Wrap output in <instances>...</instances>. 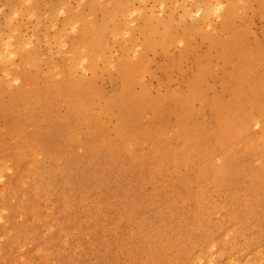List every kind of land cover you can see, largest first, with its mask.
I'll return each instance as SVG.
<instances>
[{"label": "rangeland", "instance_id": "374dc122", "mask_svg": "<svg viewBox=\"0 0 264 264\" xmlns=\"http://www.w3.org/2000/svg\"><path fill=\"white\" fill-rule=\"evenodd\" d=\"M60 1L0 0V45H3L2 50H0V54H2L0 55V67L3 63L6 48H8L9 52L15 49L14 43L8 41L9 33L6 31V20L11 16V3L16 4L15 10L18 13L17 15L12 11L15 15L14 17L12 16V26L14 28L18 26L16 28L18 34L21 35L20 37L26 43L28 42L29 52L32 53L34 50H38L43 57H46V55L51 57L50 66L46 62L43 63L44 66L41 67L42 73L46 74L52 70H64L67 67V60H65L59 48L58 41H56V37L63 26L62 22L65 19V14L61 11L63 8L60 7L62 4L67 3L66 7L69 8L70 5L72 10L70 8L69 10L76 12L79 11L81 2L84 3L87 1L88 4L90 0ZM104 1L102 0L104 5H109V0ZM116 1L118 3H124L126 0ZM57 2L59 4H56ZM36 4L37 6H35ZM53 4L55 7L52 6ZM129 4L128 8L131 19L133 20H129V22L135 31H132L131 38L133 39L131 43L126 42L123 36L117 39L116 44L109 53V55L111 54L109 56L111 62L114 65L125 55L123 49L126 46L132 51L140 52L143 50L145 44L144 35L146 32L145 26H143V19L146 17L156 25L163 22L171 28L168 32L171 40L168 45L166 42L168 47L165 50H161L158 47L159 49L155 48L153 49L154 51L151 50L145 53L144 62L147 71L142 74L141 82L133 86L132 93L135 92L133 95L139 96L143 90H146L148 97L145 102H148L150 99L158 97L157 94L160 93L167 97L184 91L187 93L189 90L194 93L197 89L194 87L192 89L190 88L193 85V81L197 79L200 72L208 70L206 76H204L205 78H202L204 81L201 80L199 82L198 89L203 91L201 92L207 98L206 100H210L209 102L216 98L221 102L226 101V104L227 102L236 103L234 104L236 105L234 111L240 115L242 125L245 127L240 137L242 140L250 137L249 140H253L252 142L255 144L254 150L250 152L248 157L247 167L250 170L262 167V170H264V110L259 105L254 107L249 104L250 89L257 88L256 91L264 95V84L261 87L257 86V81L264 79V60L253 54L252 56L255 57H252V59H257L258 61L256 60L252 64L246 61L248 64L246 65L245 63V66L248 70L247 68H236L243 64L241 57L245 56H242L237 51L233 53L227 51V44H229L228 42L236 30L247 33L244 46L249 50H254L253 53L256 47L254 45L264 43V17L262 16L264 14V0H132ZM56 5L59 6L57 7ZM231 6L241 9L235 12L229 19V17L227 18L225 16V13ZM111 7L112 5L109 6V8ZM53 8H57L58 11L51 18L50 12ZM87 8L85 4L82 11L88 15L89 9ZM33 9L35 12L38 11L36 16L29 15ZM226 19H229L231 22L225 24ZM93 20H96L95 22H101L102 14L99 11H95ZM197 23L200 24V30L195 34H191L186 42H181L180 38L183 37L185 30ZM157 27L159 31H163L161 24H158ZM48 42L51 43L49 44ZM42 43H44V46ZM30 49L33 50L30 51ZM9 59L11 62V65L8 67L9 70L0 69V81L2 82L7 80L8 72H12L17 68L19 70V66L21 65V60L18 56L11 54ZM102 64H99V70L96 73L95 86L101 91H104V96L106 94L108 96L117 89L116 86H119V83L114 82V76L106 71L104 64ZM237 69H242L246 72L243 76L244 78H242V82L244 83L245 81V89L241 95L235 97L236 92L232 90L235 89V85L228 83L227 80H229L230 75L231 78H238ZM79 73L87 76L86 78L91 77L88 71L80 70ZM79 73L77 74L78 76ZM12 84L15 87L24 86L23 80L13 82ZM252 92L254 93L255 90H252ZM247 93H249L248 96ZM149 97L150 99H148ZM233 99H236V102ZM8 100L6 97L5 101ZM198 100L196 99L197 102H192V104L194 103L192 108L196 113L194 123L196 126L205 127L204 139L202 143L198 144L200 147H207L200 151L190 147L186 151L185 149L182 150L181 154H186L191 158L192 166L187 167L184 164L178 163L175 156L181 146L174 132V128L177 125V118H179L176 114V112L179 114V110L175 109V105L172 103L169 104V108H172L170 109V114L166 115L169 118L164 116L161 120H157V122L152 111L149 112L148 110L150 109H146L138 117L137 122L141 125L139 127L144 129L151 125V128H162L161 124L164 122L166 124V142L163 140L160 143L157 139L147 140L139 147L138 155L121 158L115 168L116 170L122 171V178L120 179L119 189L117 190L118 195H113L111 200L107 198L108 204H104L98 210H95V207L97 205L96 197L99 195L100 190L93 191L90 197L86 193L84 194V191H78V189L72 191L70 188H65L60 194L57 191H45L40 180L37 177V179H33L32 172L25 170V166L19 164L18 160H16L17 138L7 133L5 130V122L0 121V142L4 140L3 142L6 144L7 141V146H11H8V149L2 154V157L5 155L6 158L4 157L5 169L0 176V227L5 225L9 217L13 216V234L20 232V229L23 230L26 224L28 225L33 222L32 227L37 228L39 236V240H36L38 245L35 248H30L29 242L23 243L21 248L25 247L24 249L20 248L18 254L14 257V264H24L25 262L26 264H188L189 260L193 259L192 252L184 251L181 247H173L169 249L166 257H152V253H150L151 249L147 247L144 239H137L135 232H132L135 230V225H132L133 220L128 216L135 211L132 209H136V207L129 200L126 202L127 197H129L128 194L134 189L139 191L143 196H152L154 191L152 187L153 183L156 189L158 187L159 190L157 189V191L163 203L157 210H152L148 206L143 208V218L148 220V223L151 225L160 224L164 218H169L176 227V230L171 233L173 236L176 237L189 233L192 230V220L197 216V206L201 201L198 202V200L203 199L208 207L203 210V212L205 211L203 215L206 216L208 214L205 218L213 222L215 226L214 232L205 236L207 241L205 240V243L203 241L199 242L201 244V250L204 252L203 255L209 257L212 264H242V260L253 251V246L257 247L260 245L256 253L262 257L261 263L264 262V174L257 175L258 178L253 174V177L252 175H248L246 176L247 178L251 176V179L248 181L243 176L236 182L235 176L232 174L236 166L234 160H220L216 157L217 159L215 158V161H213V157L210 159L207 156L208 154L212 156L217 155L223 149L219 142H217V137L220 136V133L215 124L216 113L214 108L211 109L210 106L205 107ZM16 101L19 103L24 102L23 99L19 98ZM64 108L62 105L58 106L59 115L65 114ZM34 109L36 111H34V119L39 124L41 118L43 120L44 115L42 112L40 113L38 108ZM95 110V112L99 113V110H107V107L104 106L102 100H96ZM117 113L118 111L115 109L109 114L105 113L100 115L99 126L101 129L97 131L98 133H95V135L99 134L100 131V134L96 135L97 138L103 134L105 137L107 135L106 138L113 137V131L116 128L115 126H117ZM234 118L237 120L236 114ZM25 128L26 133L29 134H26V138L30 139V136H32L37 127L30 125V129L28 126ZM32 131L33 133L30 135ZM230 132L231 129L226 130L227 134H230ZM104 136L102 137L104 138ZM98 139H101V137ZM130 144L133 146V142H130L129 146H131ZM159 144L160 146H158ZM193 144L196 146V142H193ZM161 146H163V149H161ZM222 146L225 145L223 144ZM156 147H160L159 150ZM156 149L158 151L156 152L157 155L154 152ZM158 154H162V156H158ZM202 157H205V160ZM209 160L212 161V164L207 166L206 163L208 162L206 161ZM37 161H42V158H38ZM19 165L20 167H18ZM206 166L207 168H205ZM115 169H112V172ZM17 170L18 172H16ZM150 172H154L155 175L152 183L149 184L146 182L143 190L141 187L138 189L139 180H146ZM23 173L28 177L30 176L29 178L31 180L25 184V188L32 190V198L34 199L28 201L30 205L28 204L26 206L24 212L20 210H14L12 212L10 206L15 205L16 200L14 198L10 199L4 192L13 181L21 178ZM82 175H85V173H82ZM109 175H112L110 169L107 170L106 176ZM251 180L252 182L256 181L258 185L255 182H253L254 184L252 182L250 184L249 181ZM261 181L263 185H260ZM244 185H246V189L248 186L253 189L256 185L254 192L257 194L262 190L259 195L261 200H251L245 197V192L247 191H244L246 190ZM32 188L36 189L33 190ZM234 188L244 189V193L242 191H235ZM37 191L40 192L37 193ZM117 199H120L121 201H119L121 203ZM169 202H173L174 204L170 205L171 203ZM126 214L128 215L125 216ZM89 215H91L90 218L86 219ZM122 217L125 220L124 226H120ZM245 219H247L246 222ZM34 222L41 224L37 225ZM220 224H222L223 229L222 227L218 229ZM148 226V224L142 223L144 230ZM12 227L9 226L7 228L6 235L10 234ZM216 229L218 233L215 234L217 232ZM218 234H220L219 241L216 240ZM12 238L18 239L16 236H12ZM6 240H4V243L7 242V244L14 245L12 241ZM204 262V260H196V264H206Z\"/></svg>", "mask_w": 264, "mask_h": 264}, {"label": "bare ground", "instance_id": "6f19581e", "mask_svg": "<svg viewBox=\"0 0 264 264\" xmlns=\"http://www.w3.org/2000/svg\"><path fill=\"white\" fill-rule=\"evenodd\" d=\"M130 1L132 0H126L124 3L121 2L123 3L121 4L116 0H109V5H104L102 0H90L88 4L87 1H85L86 3H84L88 7L87 9H89L88 15L86 14V12L84 13L82 11L85 5L83 2L80 3V9L77 8L79 9V11L76 12L71 11L72 7L70 5L69 8L71 10H69V8L66 7L67 3L62 4L60 8H63L61 11L64 12L65 19L62 22L63 26L56 37V41H58L59 48L62 51L65 60H67V67L64 68V70H52L46 74L42 73L41 67L44 66L43 63L45 62L48 64V66H50L51 57L47 55L46 57H43L38 50H34L32 53L29 52V45L27 46L28 42L26 43L20 37L21 35L18 34V30L16 29L18 26L16 28L12 26V16L14 17V14L18 15V13L15 10L16 4L11 3V16L6 20V31L9 33L8 41L14 43L15 49L9 52L8 48H6L5 55L2 52L4 55V59L0 69H8V67L11 65L9 59V56L11 54L20 58L21 68L19 66V70L17 68L12 72H8V78L5 82L0 81V121L5 122L6 132L12 134L17 138L18 142L16 141L17 148L15 151V157L16 160H18L19 164L24 165L25 170H30L32 172L33 179L38 178V180H40L45 191H57V193L60 194L61 191H63L65 188H70L72 191L78 189V191H84V194L86 193V195L90 197L93 191L100 190L99 195L96 197L97 205L95 207V210H98L99 208H102L104 204H108L106 200L107 198L108 200H111L113 195H118L117 190L119 189L120 179L122 178V171L116 170L115 168L117 166V163H119V160L121 158L129 156L131 157L132 155H138L139 147L147 140L157 139L158 142L160 141L161 143L166 139V124L164 122L163 124H161L162 128H151V125L144 129L139 127L141 125H139L140 123L137 122L139 119L138 117L146 109H150L148 110L149 112L152 111L155 117V121L157 122V120H161L164 116L170 114V109H172L169 108L170 103L175 105V109L179 110V114L175 111L179 118H177L178 123L176 122L177 125L174 128V132L177 136V141L181 143V146L179 150L177 149L178 152L176 151L177 153L175 156L178 163L184 164L187 167L192 166L191 158L186 154H181L182 150L185 149L186 151L190 147L194 149L196 148L197 151H200L207 147H200L198 144L202 143L204 139L205 127L196 126L194 123L196 113L192 108V105L194 104H192V102L196 101V99H199L198 101L200 103L202 102L205 107L210 106L211 109L214 108V111L216 113L215 124L220 133V136L217 137V142H219L221 148L223 149V151L218 153L217 155L212 156L211 154H208L207 156H209L210 159L211 157H213V161H215L214 159L216 157L220 160H234L236 166L232 174L233 176H235L236 182H238L243 176L245 178L246 176L252 174L255 176H260L261 174L263 175L264 170H262V167L255 170H250L247 167L248 157L250 155V152L254 150L255 144L254 142H252L253 140H249L250 137L245 138L244 140H242L240 137V134L245 127L244 125H242L241 119L239 117L240 115H238L237 112L234 111V109L236 108V105L234 104L236 103L233 104L227 102L226 104V101L224 102L222 98L221 99L224 103L218 101V99L216 98H214L213 101L209 102L210 100H206L207 98H205V96L203 95V91L201 90V92L198 89V84H200L199 82L202 80V78H205L204 76H206L208 70H203L202 72H200L197 76V79L193 81V85L190 88L192 89V87H194L197 89L194 93L190 90H186L187 93H185L184 91L182 93L172 94L168 97L160 93L161 96H159L160 94H157L158 97H155L154 99H150L149 97L148 99L150 100L148 102H145L147 101L146 98L148 97L146 90H143L141 94H139V96L133 95V93H135H132V88L134 89L133 86L141 82L142 74L147 71L146 64L144 62L145 53L158 47H160L161 50H165V48L168 47L167 45L169 41L171 40L168 34L171 28L168 24L161 22L158 24H161L163 26V31H159L157 29L158 24L156 25L152 20H149V18L146 17L145 19H143V26H145L146 29L144 35L145 44L143 50L140 52L135 50L132 51L126 46V48L123 49L125 55L122 56L117 64L114 65L111 62V59L109 57L111 54L109 55V53L116 44L117 39L120 36H123L128 43H131L133 39L131 38V35L132 31L135 30L130 26L129 22V20L133 21L131 19L128 8V6L130 5ZM56 4H59V2H57ZM111 5L112 7L109 8V6ZM35 6H37V4ZM52 6L55 7L54 4ZM240 9L241 8L231 6L225 13V16H227V18L229 17L230 19L233 14ZM12 11L14 12V14L12 13ZM57 11V8H53V10L50 12L51 18L56 15ZM95 11H99L100 14H102L101 22L99 20V22H95L97 19L95 21L93 20ZM37 12H35L33 9L29 13V15L36 16ZM262 16L264 17V14ZM229 19H226L225 24H229L231 22ZM199 30V23L190 26L183 33V37L180 38V41L186 42L191 34H195ZM246 39V32L236 30L234 31L231 40L228 42L229 44H227V51L229 53L237 51L239 54H242V56H245H240L242 58L241 60H243V64L241 63L242 65L236 68H247L245 66L246 61L249 62V64H252L257 60L252 59V57L255 56L261 57L264 60V43L254 45L256 47L255 52L253 53L254 50L250 49V51L249 49H247V47L245 48L244 45ZM8 41L6 40V42ZM128 43L126 44L128 45ZM42 44L44 46V43ZM2 46L0 45V50H2ZM31 50L33 49H30V51ZM253 54L255 56H252ZM100 63H103L104 69L114 76V82L119 83V86L117 85L118 87L115 84L117 89H114L115 91L108 96L107 94L106 96H104V91H101L95 86L96 73L99 70ZM247 64L248 63H246V65ZM54 68L56 69V67ZM80 70L88 71L89 74H91V77L86 78L87 76L81 75L79 73ZM78 73L79 76L77 75ZM245 74L246 72L241 69L238 70V78H231L230 75L229 80H227L228 83H233L235 85V89H232L236 92V95L234 94L235 97L241 95L243 93V90L245 89V81L244 83L242 82V78H244L243 76ZM235 79L237 80L234 81ZM19 80H23L24 86H13L12 83L18 82ZM257 82V86L261 87L264 84V79L258 80ZM252 90H255V92L253 93ZM252 90L250 89V92L247 91L250 93H247V96L249 94L250 106L255 107L256 105H259L264 110V95L260 94L259 91L257 92V88ZM6 97L7 99H9L8 101H5ZM17 98L23 99L24 102H17ZM231 98L233 97L231 96ZM96 100H102L104 102V106L107 107V110H99V113L95 112ZM233 100L235 101L236 99ZM229 102L231 101L229 100ZM59 104L65 107V114H61L62 116L58 113V106H60ZM34 108H38V110H40V113L42 112L44 115L43 120L41 118L42 121L40 120L41 122L39 121V124H37L38 122L36 123V119H34V115L36 112ZM115 109L118 111V113L116 122L117 126H115L116 128L113 131V137L106 138L107 135L105 137L103 134L100 136L101 139H98L100 137L97 138L96 135H99L100 131L99 134L95 135V133H98L97 131L101 129V127L99 126L100 115H103L105 113L109 114ZM258 109L261 110L260 108ZM235 114L237 120L234 118ZM167 118H169V116ZM30 125L36 126L37 128L34 133L33 131L30 133V135L33 133L32 136H30V139H27L26 134L28 133H26L25 127L28 126L29 128ZM171 128L173 127L171 126ZM227 129H231L230 134L226 133ZM102 136H104V138ZM3 141L4 140H2L1 142ZM1 142L0 176L5 169L6 157L5 155H3L2 157V154L8 149V146H10H7V141L6 144L5 142ZM130 142H133V146L132 144H130L131 146H129ZM193 142H196V146L193 144ZM223 144L225 146H222ZM158 146H160V144ZM161 147V149H163V146ZM159 148L160 147H158L157 149L159 150ZM157 149L156 151H154L155 154L156 152H158ZM162 154H158V156H162ZM38 158H42V161H37ZM202 158H204L205 160V157ZM206 162H208L206 163L207 166H210L212 164V161L210 160ZM207 166L205 168H207ZM18 167H20V165ZM108 169H110V173L112 175L106 176ZM112 169H115V171L112 172ZM16 172H18V170ZM82 173H85V175H82ZM148 174L149 175L146 180H139L140 182H138V189L141 187V189L143 190V186L146 184V182L149 184L152 183L155 176L154 172H150ZM258 176L256 178H258ZM29 177L23 173L21 178L13 181L8 189L4 192V194H6L10 199L14 198V200H16L15 205L10 206L12 212L14 210H20L21 212H24L26 210V206L29 204L28 201L34 199L32 198V190L25 188V184L31 180ZM250 179L251 176L247 178V181ZM249 182L251 184L252 180ZM253 182H255L256 184V181ZM261 184L262 181L260 185ZM245 186L246 185H244V188ZM152 187L154 189L152 196H143L141 193H139V191L133 189L131 193L128 194L129 197H127L126 200V202L129 200L136 207V209H132L135 211H133V213L128 216L133 220V224H129L135 225V230H133L132 232H135L136 238L139 240L144 239L147 247L151 249L150 253H152V257H166L170 248L181 247L184 251H190L193 253V259L189 260L188 264H196V260H204L206 264H210V258L203 255L204 252H202L200 247L201 244L199 243L202 241L205 243L207 241L205 239V236H207V234L209 235V233L214 232L215 229V226L213 225L214 223L205 218L208 216V214L206 216L203 215L205 212H203V210H205V208L207 207L205 201L203 199L198 200V202L200 200L201 201L197 206V216L192 220V230L189 233H185L183 235L175 237L171 233L176 230V227L172 223L173 221L169 218H164V220L160 224L152 225L148 223V220L143 218L142 210L144 207L148 206L152 210H157L162 206L163 203V200L161 199V196H159V193L157 191L158 187L156 189L154 183ZM254 187L252 189L248 186L247 189L245 188L246 190L243 189L244 191H247L245 192V197L251 200L255 199L260 201L261 197L259 195L261 194L262 190H258L260 191V193L257 194L254 192V190H256ZM32 189L34 190L36 188ZM113 190L115 191L114 193ZM243 190H241L240 188L235 189V191H242L244 193ZM38 192L40 191H37V193ZM119 200L118 202L121 201ZM172 204L174 203L172 202L170 205ZM127 215L128 214H126L125 216ZM90 216L91 215H89L86 219L90 218ZM12 217L13 216L9 217L5 222V225L3 224L4 226L0 227V264H14V257L18 254L20 248L25 242H29L30 248H35L36 245H38V243H36V240H39L37 232L38 230L37 228L32 227L33 222L29 223L28 225L26 224L23 230L20 229V232L13 234ZM124 217H122V219L120 220V226H124ZM246 220L247 219H245V222ZM36 223L34 222V224ZM142 223L149 225L146 230L142 228ZM38 224L39 223H37V225ZM221 225L222 224H220V227L218 229H221ZM9 226H11L12 229L10 234L6 235V230ZM216 233H218V230L217 232H215V234ZM12 236H16L18 239H13ZM6 239L12 241L14 245L7 244V242L4 243V240ZM219 239L220 234H218V236L216 237L217 241H219ZM259 246H253V251L245 259L242 260V264H264V262L261 263L262 257L256 253ZM24 247L21 249H24ZM24 264H26V262Z\"/></svg>", "mask_w": 264, "mask_h": 264}]
</instances>
